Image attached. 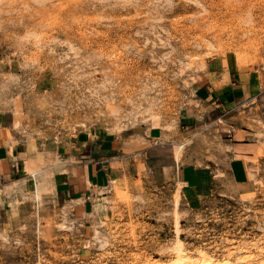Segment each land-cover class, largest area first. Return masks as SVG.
<instances>
[{
	"label": "rangeland",
	"instance_id": "rangeland-1",
	"mask_svg": "<svg viewBox=\"0 0 264 264\" xmlns=\"http://www.w3.org/2000/svg\"><path fill=\"white\" fill-rule=\"evenodd\" d=\"M39 1L0 0V146L72 144L88 133L117 168L109 187L117 184L84 231L43 199L0 226V264H169L176 253L165 249L177 245L223 264L230 252L234 261L241 254L225 247L263 245L264 0ZM209 40L237 65L240 81L255 86L224 119L225 129L257 146L244 191L231 169H220L230 164L220 126L201 118L184 134L179 124ZM171 159L213 172L215 185L198 204L173 175L161 180L152 168Z\"/></svg>",
	"mask_w": 264,
	"mask_h": 264
},
{
	"label": "crops",
	"instance_id": "crops-1",
	"mask_svg": "<svg viewBox=\"0 0 264 264\" xmlns=\"http://www.w3.org/2000/svg\"><path fill=\"white\" fill-rule=\"evenodd\" d=\"M206 65L204 72H197V79L191 83L192 103L186 104L179 117L180 128L182 133H189L187 131L193 129L201 118L207 119L206 123L210 125L218 124L222 134H226L225 138L221 136V140L228 163L230 160L229 166L220 169L227 172L231 169L237 188L244 191L252 187L248 175L249 159L254 157L257 146L245 139H238L236 133L225 129L224 119L227 112L237 107L240 100L248 99V96L254 97L255 93L249 94L255 86L240 81L241 71L229 57H207ZM198 106L205 109V113H200ZM98 139L100 138H92L87 133L72 144L66 142L54 145L26 140L1 145L0 226H9L11 221L16 224L17 219L32 214L39 203L37 181L27 166L33 172H38V178L43 183L45 192L43 191L42 199L46 203V209L54 210L58 207L83 231L92 226L94 218L101 215L107 206L104 200H100L98 193L109 186L110 177L116 176L113 171L117 169L111 167V158L103 155L104 146L100 145ZM155 167L160 168L161 180H169L170 174L175 182L179 180L186 183L184 188L189 197L187 198L195 204L208 195L215 185L213 172L208 173L206 168L176 167L174 159L168 163H155L152 168ZM219 179L222 180L223 177Z\"/></svg>",
	"mask_w": 264,
	"mask_h": 264
},
{
	"label": "bare ground",
	"instance_id": "bare-ground-1",
	"mask_svg": "<svg viewBox=\"0 0 264 264\" xmlns=\"http://www.w3.org/2000/svg\"><path fill=\"white\" fill-rule=\"evenodd\" d=\"M47 0H40L39 2H41V3H43V2H46ZM43 4H45V3H43ZM40 6H42V5H40ZM248 15L249 16H246V18H248L247 19V24L251 21V17H252V15L251 14H249L248 13ZM246 20V19H245ZM29 31V30H28ZM33 31V30H32ZM35 31V30H34ZM26 32V31H25ZM37 32V31H36ZM35 32V33H36ZM40 33V32H39ZM38 33V34H39ZM23 35H25V34H23ZM42 35V34H41ZM40 35V36H41ZM39 36V37H40ZM30 37H36V35L35 34H33V33H31V34H29L28 36H27V38H30ZM39 37H37L38 39H39ZM33 38H31V39H33ZM42 38V37H41ZM31 39H28L29 41L31 40ZM36 39V38H35ZM28 40H26L27 41V43H28ZM34 41H36V40H34ZM205 46V56H207V57H211V56H219V55H227V53H223V51H221L220 50V46L218 47L215 43H214V41H211V40H209L208 42H207V44L206 45H204ZM93 54H91L90 55V57L92 56ZM96 56V55H95ZM98 56V55H97ZM69 57V56H68ZM187 63V62H186ZM184 64V65H188V63L187 64ZM204 65H202V66H200L201 67V70H203V72H204V69L206 68V65H205V63H203ZM193 65V64H192ZM185 68H186V66H184ZM189 67V66H188ZM199 76V75H198ZM191 77H193V76H191ZM197 79V77H194L193 78V81H195ZM186 81V80H185ZM189 81V80H188ZM192 81V82H193ZM187 82V81H186ZM192 82H190V83H187V85H190ZM216 84V83H215ZM95 89H97V88H95ZM94 91V90H93ZM91 93H92V91H91ZM96 93V92H95ZM94 93V94H95ZM98 93V92H97ZM100 93V92H99ZM107 94V93H106ZM109 95V94H108ZM93 96V95H92ZM112 96H113V94H112ZM98 97V96H97ZM106 97V96H105ZM111 98V97H110ZM5 99V98H4ZM98 99V98H97ZM107 100H108V98H107ZM110 100V99H109ZM4 103H6V102H4ZM111 106V105H110ZM151 106V105H150ZM149 107V106H148ZM147 107V109H150V108H148ZM154 106L152 105V108H153ZM151 108V109H152ZM153 110V109H152ZM149 111V110H148ZM146 112V110L144 111V113L146 112V113H150V111L149 112ZM154 111V110H153ZM152 112V111H151ZM145 113V114H146ZM159 119H160V116L158 115V114H155V112H152V114L150 115V120L152 121V125H153V127L154 128H157L158 126H159V123H158V121H159ZM222 120V119H221ZM223 121V120H222ZM85 122V121H84ZM17 126H19L18 124H17ZM16 126V127H17ZM173 127V126H172ZM168 128H171V125L170 126H168ZM71 129H72V127H71ZM11 138H13V137H11ZM9 139V138H8ZM7 139V140H8ZM10 140V139H9ZM12 140H14V139H12ZM10 143V142H9ZM227 147V146H226ZM228 148V147H227ZM233 149V148H232ZM230 150V149H229ZM46 152V151H45ZM241 154V153H240ZM32 159V158H31ZM241 161H243V160H241ZM37 164V163H36ZM43 165V164H42ZM45 165V164H44ZM27 169H28V171L32 174V177H34V179H36V181L37 182H35V183H37V192H36V194H37V199L39 200V202H41L42 201V194H43V191L45 190L43 187H42V182H41V180L38 178V172H33V170L30 168V166H27ZM37 169V168H36ZM45 169V168H44ZM62 169V168H61ZM43 170V169H42ZM63 171V170H62ZM61 172V171H60ZM65 172H66V170H65ZM30 174V175H31ZM248 175L250 176V177H255L254 175V173L252 172V170L250 169V171H248ZM251 179V178H250ZM253 179V178H252ZM116 184H117V182L115 181V180H113V181H111V187H105V188H103L102 190H100L99 191V193H98V197L100 198V200H104L105 202H107L108 201V198H107V194L108 193H110L111 191H114V190H116ZM180 185H187L186 183H184V182H180ZM45 192V191H44ZM47 192V191H46ZM51 192V191H50ZM96 193V192H95ZM94 197V196H93ZM92 197V198H93ZM95 198V197H94ZM248 200H250L249 198H247ZM95 200V199H94ZM110 200V199H109ZM256 200H258V199H256ZM97 201V200H96ZM43 202V201H42ZM252 202V201H251ZM103 203V202H102ZM98 204V203H97ZM104 205V204H103ZM251 205H253V203L251 204ZM108 206V205H107ZM43 207V206H42ZM100 207V206H99ZM98 207V211L100 212V208ZM102 207V206H101ZM251 208V207H250ZM87 210V209H86ZM90 214H91V212H90ZM102 214V213H101ZM177 216H178V213H177ZM63 218V217H62ZM65 220V219H64ZM69 223V222H68ZM58 225V224H57ZM70 226L68 225V224H66V223H61V225H60V227L59 228H61L60 230H63V231H65V230H67L68 228H69ZM98 227V226H97ZM263 230V229H262ZM261 230V231H262ZM178 233H180V230H178ZM96 234H98V232L96 233ZM97 236V235H96ZM99 237V236H98ZM101 238V237H100ZM104 239V238H103ZM95 240V239H94ZM106 243H107V240H101V247H104L105 245H106ZM256 245V244H255ZM235 248H237V249H239V251H241V254L236 258V260L234 261L233 260V257H234V255L236 254V252L237 251H232V252H230L229 254H228V260H226L223 264H264V244L263 245H257L256 247H254V248H256V251L254 252V250H253V248L252 247H250V246H243L242 248H239V246H235V247H232V248H226L225 247V251H230V249H232V250H234ZM170 250H172V251H175V253H176V260L173 262V263H169V264H219V262H216V261H214V258H213V256L212 255H210V256H207V257H202V256H204V255H206V252H204L203 250H199L198 252H199V255L200 256H197V255H194V256H191V257H189V255H187L186 254V252H187V249L186 248H184L182 245H177V246H173V247H170V248H166L165 249V251H170ZM218 250H219V248H218ZM144 264H168V262H155V263H144Z\"/></svg>",
	"mask_w": 264,
	"mask_h": 264
}]
</instances>
